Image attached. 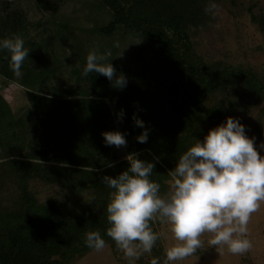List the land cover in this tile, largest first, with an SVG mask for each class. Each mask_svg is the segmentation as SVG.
I'll list each match as a JSON object with an SVG mask.
<instances>
[{
	"label": "trees",
	"instance_id": "obj_1",
	"mask_svg": "<svg viewBox=\"0 0 264 264\" xmlns=\"http://www.w3.org/2000/svg\"><path fill=\"white\" fill-rule=\"evenodd\" d=\"M31 1L48 12L67 0ZM94 1L108 20L94 27L97 34L135 41L130 58L106 56L104 61L126 77L122 89L95 72L81 76L86 57L72 69L77 85L53 84V62L44 59L50 46L30 32L41 23L31 25L18 6L0 0V39L18 35L29 51L21 76L15 77L7 51L0 50V90L16 83L36 112V102L51 107L55 98L63 110V117H45L42 148L0 162V187L8 180L18 192L10 208H0V264H74L92 251L84 244L89 231H98L105 245H115L105 235L106 205L114 190L101 177L115 178L128 162L110 152L102 132L126 133V154L153 164L150 179L160 185L161 195L170 190L168 172L179 156L226 117L245 125L256 149L264 138V54L257 48L252 59L247 54L248 45L256 44L248 24L264 35L263 14L234 22L230 36L239 62L232 64L204 60L192 36L208 25L211 7L223 2L235 6L236 0ZM133 117L143 121V129ZM143 130L147 142L138 143L135 138ZM35 180L56 189L43 203L29 186ZM237 264H264V254L240 257Z\"/></svg>",
	"mask_w": 264,
	"mask_h": 264
},
{
	"label": "clouds",
	"instance_id": "obj_2",
	"mask_svg": "<svg viewBox=\"0 0 264 264\" xmlns=\"http://www.w3.org/2000/svg\"><path fill=\"white\" fill-rule=\"evenodd\" d=\"M118 47V42H114ZM0 50L8 53L9 68L15 77L21 76V65L28 57V49L18 35L0 39ZM81 76L90 72L103 75L116 89L126 86L127 79L117 73L106 54L89 51ZM123 115V112L118 114ZM134 125L144 128L143 121L133 117ZM106 146L120 148L126 145V133L102 132ZM147 142V130L136 138ZM254 137H249L245 125L238 118L226 117L210 128L203 141L197 142L179 156L175 167L168 172L170 190L161 195L160 185L150 179L153 164L128 154V167L115 178L102 176L101 183L109 189L110 201L106 205L105 230L118 250L129 261L142 253L151 252L159 234L150 227L158 218L170 226L177 243L165 250V259L153 257L150 264H173L191 256L202 246L201 235L210 234L209 245L242 255L252 248L247 238L250 215L264 201V155L254 147ZM3 162V161H0ZM87 248L100 251L105 240L98 231L84 234Z\"/></svg>",
	"mask_w": 264,
	"mask_h": 264
},
{
	"label": "rangeland",
	"instance_id": "obj_3",
	"mask_svg": "<svg viewBox=\"0 0 264 264\" xmlns=\"http://www.w3.org/2000/svg\"><path fill=\"white\" fill-rule=\"evenodd\" d=\"M9 1L22 10L28 23L31 25L41 23V28L32 26L30 32L37 39L42 38L43 42H48L50 47L44 59L48 64L50 61L53 62L51 66L55 71L50 81L58 87L66 88L76 84L72 69L79 66V61L85 58L89 51L96 50L112 59L122 56L126 59L130 58L135 50V41L133 43L131 39L114 35L101 36L94 31V27L99 22L106 23L105 21H108L106 12L100 9L94 0H67L57 10L48 12L36 9L31 0ZM250 13L264 15V0H236L235 6L223 2L211 7L208 25L193 33L192 40L195 42L196 52L207 61L223 60L232 64L239 62L236 49L231 44L230 35L234 28V22H248ZM248 27L256 41L254 46H252L253 44L248 45L247 54L252 59L254 48L260 49L264 54V35L258 32L255 25L248 24ZM114 42H118V47L113 46ZM14 85H16L14 87L16 92L13 93V96H11V92H7L1 97L0 161L11 157H20L16 155H23L42 148L44 146L42 133L45 117H63V110L59 107L60 104L56 103L58 99L52 100L51 107L46 103L36 102V110H39L36 112L27 98L25 89L16 83ZM12 112L15 113L14 117H10ZM42 117H44L43 120ZM47 128L48 131L51 129L48 126ZM262 132L264 134V118ZM260 143V152H262L261 155H264V138H261ZM109 147L110 152L115 153L118 160H123L127 156L124 146ZM3 185L0 187V208L8 209L18 197V192L13 184L8 183V180ZM29 186L36 192L40 203L46 201L56 192L55 187L45 185L37 180L31 182ZM151 228L159 234V238L151 252L142 253L133 264H150L153 257L158 258L159 262H163L165 250L177 243L166 222L154 218ZM247 229V238L251 241L252 248L242 255H234L229 253L226 248L209 245L207 241L210 239V234L204 233L200 237L203 242L202 246L191 256L173 262V264H237L240 257L246 255L259 257L262 253L264 254V201L259 202L258 209L250 215ZM74 264H129V261L117 249L116 245H105L102 250H92L77 259Z\"/></svg>",
	"mask_w": 264,
	"mask_h": 264
},
{
	"label": "crops",
	"instance_id": "obj_4",
	"mask_svg": "<svg viewBox=\"0 0 264 264\" xmlns=\"http://www.w3.org/2000/svg\"><path fill=\"white\" fill-rule=\"evenodd\" d=\"M16 85H14V83H11V84H9V86L7 87V88H5V89H3V90H0V115H1V97H3V94H7V92H11L12 93V95L11 96H13V93H15L16 92V89L14 88ZM15 89V90H14ZM15 95V94H14ZM15 116V113L14 112H12L11 113V116L10 117H14ZM6 123V121L3 123V126H4V124ZM2 126V127H3Z\"/></svg>",
	"mask_w": 264,
	"mask_h": 264
}]
</instances>
